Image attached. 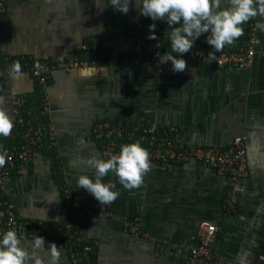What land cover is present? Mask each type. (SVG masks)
Segmentation results:
<instances>
[{
  "label": "crops",
  "instance_id": "1",
  "mask_svg": "<svg viewBox=\"0 0 264 264\" xmlns=\"http://www.w3.org/2000/svg\"><path fill=\"white\" fill-rule=\"evenodd\" d=\"M140 3L131 0L125 15L114 10L110 0L5 1L0 14L3 55L52 66L80 54L94 38L111 57V62L97 66L50 72L42 91L57 133L56 147L35 152L25 174L7 180L5 197L18 217L46 224L62 220L69 200H96L77 187L80 175L94 178L85 162L93 155L101 158L100 144L91 135L96 121L126 128L151 123L160 129L172 127L178 146L226 148L233 138L243 137L248 177L240 193L233 192L228 178L192 161L150 171L142 186L131 190L109 173L103 182L114 183L113 190L119 192L110 204L112 216L85 221L77 246L69 239L56 245L59 264L85 261L83 246L94 251V264H180L197 244L198 224L206 221L217 228L210 264H252L264 247V33L256 29L259 43L245 69L187 63L184 72L174 73L168 62L155 72L143 59L124 65L121 58L142 52L139 36L128 32L133 24L149 19L140 14ZM248 23L244 35L226 48L234 49L245 38ZM163 28L162 54L174 55L165 22ZM35 84L23 71L3 79L0 95L10 116L8 96L27 98ZM78 139L85 143L78 144ZM6 143L0 136V150ZM122 216H136L146 236L126 233ZM249 231L253 235L248 238ZM242 239L257 243L252 254ZM51 240L44 238L45 250ZM41 255L48 264L46 251Z\"/></svg>",
  "mask_w": 264,
  "mask_h": 264
},
{
  "label": "built area",
  "instance_id": "2",
  "mask_svg": "<svg viewBox=\"0 0 264 264\" xmlns=\"http://www.w3.org/2000/svg\"><path fill=\"white\" fill-rule=\"evenodd\" d=\"M5 1L0 0V14L5 11ZM155 23L156 40L148 39L151 35L149 25ZM255 22L248 23L245 38L235 46L234 49H225L216 53L217 60L209 62L207 55L213 51L204 39L197 40L190 52L183 57L187 63L209 64L216 68L245 69L252 64L257 36ZM164 22L140 21L133 24L130 34L138 35L141 39V54L121 58L124 65L138 64L142 59L149 64L155 72H160L163 65L162 60V37L164 33ZM80 54H70L63 62L57 65H48L38 62L41 68L38 70L29 60L21 58L22 71L29 75L40 87L38 100L25 110L26 97L23 94H10L9 110L13 118L14 129L7 138L6 145L1 150H6L12 157L5 167L0 168V235L7 230H15L18 236L26 239L51 236V242L61 245L65 239L71 240L72 247L77 246V233L80 226L87 220L93 218H109L112 216L110 205H100L97 200L67 201L63 206V218L60 222L44 224L38 220L22 219L18 217L13 206L5 197L6 182L12 175H23L27 164L31 161L35 152L51 150L56 147L57 133L50 120V109L43 95L42 86L50 77L52 70L69 71L76 67L97 66L105 62H111L106 49L94 38L89 40L88 48H82ZM176 55V54H174ZM110 57V58H109ZM168 63V62H167ZM170 63V61H169ZM9 56L0 53V85L5 77L14 75L10 72ZM172 127L160 129L154 124H146L140 127H121L111 125L105 120L96 121L92 124L91 135L100 144L101 159H108L112 154H118L123 144L139 141L142 147L150 152L151 171H164L171 164H183L197 162L210 169L216 175L229 179L233 192L240 193L244 189L248 177L245 143L243 137H235L226 148L216 146H178L172 134ZM231 207V205H228ZM123 230L133 236H146L140 230L136 216H122ZM216 226L212 223L202 221L197 226V244L188 249V253L180 264H210L212 261L211 245L214 242ZM81 251L85 254L88 247L83 246ZM77 256H79L76 253ZM79 264H85L80 261ZM252 264H264V247L257 254Z\"/></svg>",
  "mask_w": 264,
  "mask_h": 264
},
{
  "label": "clouds",
  "instance_id": "3",
  "mask_svg": "<svg viewBox=\"0 0 264 264\" xmlns=\"http://www.w3.org/2000/svg\"><path fill=\"white\" fill-rule=\"evenodd\" d=\"M130 3L131 0H110L111 7L125 15L129 12ZM138 9L142 16L168 25L171 50L176 55L165 52L160 63L170 61L174 73L187 69V61L177 57L188 54L204 34H208L205 43L213 49L208 53L207 60L213 62L218 58L216 53L233 45L244 35L243 26L250 20L259 17L255 29L264 33V0H141ZM155 30L156 24H150L152 34L148 39L158 38ZM34 67L39 70L41 65L37 62ZM10 72L21 74L22 66L18 60L10 65ZM4 105L5 97L0 95V136L8 138L13 132L14 122ZM77 143L84 144L85 141L78 139ZM11 159L6 150H0V168ZM85 163L94 170V178L80 175L77 187L92 195L101 206L110 205L119 197V192L113 190L114 183L103 182L109 173L118 178L123 188L131 190L142 186L144 177L153 167L149 150L142 147L139 141L121 145L119 153L106 160L93 155ZM25 243L29 247H25ZM44 244L43 237L28 242L15 230H7L0 235V264H45L41 255L45 251L48 264H59L61 252L57 245L52 243L45 250Z\"/></svg>",
  "mask_w": 264,
  "mask_h": 264
},
{
  "label": "trees",
  "instance_id": "4",
  "mask_svg": "<svg viewBox=\"0 0 264 264\" xmlns=\"http://www.w3.org/2000/svg\"><path fill=\"white\" fill-rule=\"evenodd\" d=\"M150 19V18H149ZM149 19H145L143 20L144 22H147L149 21ZM18 58L17 57H10V61L13 63L14 61H17ZM19 61V60H18ZM21 63V61H19ZM39 86L35 84V87H34V92L26 98V103H25V107L23 108V110H25L27 107H29L30 105H34L37 103V100H38V97H37V94H38V90H39ZM54 150L51 149V150H46V152H50ZM46 224V223H44ZM47 225V224H46ZM86 260L84 261L85 264H94V251H92L90 248H89V251H87L86 253Z\"/></svg>",
  "mask_w": 264,
  "mask_h": 264
},
{
  "label": "rangeland",
  "instance_id": "5",
  "mask_svg": "<svg viewBox=\"0 0 264 264\" xmlns=\"http://www.w3.org/2000/svg\"><path fill=\"white\" fill-rule=\"evenodd\" d=\"M248 238L251 236L252 237V232H248ZM252 240H255V239H253L252 238ZM242 242L244 243V246H245V248H248L247 249V253L250 255V253L251 252H254V250H255V247L257 246V243L256 244H253L251 241H244L243 239H242ZM252 254V253H251Z\"/></svg>",
  "mask_w": 264,
  "mask_h": 264
}]
</instances>
